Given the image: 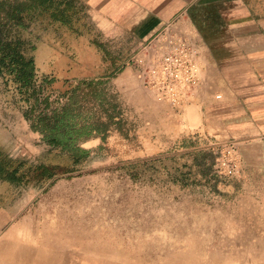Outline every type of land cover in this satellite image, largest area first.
Returning a JSON list of instances; mask_svg holds the SVG:
<instances>
[{"label": "rangeland", "instance_id": "1", "mask_svg": "<svg viewBox=\"0 0 264 264\" xmlns=\"http://www.w3.org/2000/svg\"><path fill=\"white\" fill-rule=\"evenodd\" d=\"M62 20L44 15L19 30L34 46L39 103L0 76V150L29 165L61 166L52 178L29 184L0 179V240L13 228L27 238L31 256L46 252L42 261L20 264H264V195L255 194L251 204L245 166L235 177L217 176L222 183L214 188L185 176L188 157L176 150L192 143L140 153L137 109L150 94L127 65L138 51L135 41L106 40L86 9L71 24ZM91 81L102 83L86 114L103 120L118 114L105 138L83 142L90 154L74 164L30 118L62 110L69 102L64 94ZM211 140L217 139L197 142L210 151Z\"/></svg>", "mask_w": 264, "mask_h": 264}, {"label": "crops", "instance_id": "2", "mask_svg": "<svg viewBox=\"0 0 264 264\" xmlns=\"http://www.w3.org/2000/svg\"><path fill=\"white\" fill-rule=\"evenodd\" d=\"M78 1L106 40L132 37L136 51L175 22L199 47L202 81L189 104L176 112L148 91L149 99L140 103L136 120L145 145L140 153L192 143L176 151L188 157L197 183L217 188L222 181L213 177V157L197 140L235 139L244 153L253 205L255 194L264 195V175H253L264 174V0Z\"/></svg>", "mask_w": 264, "mask_h": 264}, {"label": "trees", "instance_id": "3", "mask_svg": "<svg viewBox=\"0 0 264 264\" xmlns=\"http://www.w3.org/2000/svg\"><path fill=\"white\" fill-rule=\"evenodd\" d=\"M82 11L85 7L78 0H0V76L13 81L27 100L35 99L39 103L42 84H37L36 60L32 54L34 46L22 37L19 30H27L34 20L44 15L52 21L63 19L62 22L71 24L73 17ZM101 83L99 81L95 86L93 81L86 84L79 82L64 94L69 96V102L60 111L51 114L40 112L32 117L27 114L34 121L33 127L43 135V140L52 148L67 153L74 164L90 154V150L82 146L83 142L95 136L105 138L117 113L107 114L106 120L101 117L93 119L86 114L91 109L95 89ZM107 99L106 94L101 93L98 98L100 106H104ZM34 106L32 104L31 112H34ZM113 107L115 111L116 106ZM207 153L214 160L213 153ZM59 169L61 166L44 162L29 165L25 160L13 159L0 150V179L13 184L50 179ZM183 170L187 173L185 176H190L191 182L198 177L188 161ZM213 177H216L214 169Z\"/></svg>", "mask_w": 264, "mask_h": 264}, {"label": "built area", "instance_id": "4", "mask_svg": "<svg viewBox=\"0 0 264 264\" xmlns=\"http://www.w3.org/2000/svg\"><path fill=\"white\" fill-rule=\"evenodd\" d=\"M127 65L135 68L137 79L158 103L176 112L191 102L202 81L200 49L175 22L141 46ZM209 148L216 176L235 177L243 171V150L237 140H211Z\"/></svg>", "mask_w": 264, "mask_h": 264}, {"label": "bare ground", "instance_id": "5", "mask_svg": "<svg viewBox=\"0 0 264 264\" xmlns=\"http://www.w3.org/2000/svg\"><path fill=\"white\" fill-rule=\"evenodd\" d=\"M24 222L25 219L19 224H23ZM16 232L17 230L15 231L12 228L10 234L0 240V260L4 262V264H20L21 262L28 261L27 259L30 258H34L36 260L35 262H37L42 261L46 257V252L40 251L39 249H35V254L31 256L32 253H29V251L24 246L25 244H29L27 243V238L20 237Z\"/></svg>", "mask_w": 264, "mask_h": 264}]
</instances>
